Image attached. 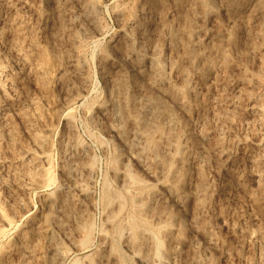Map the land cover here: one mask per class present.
Listing matches in <instances>:
<instances>
[{
	"label": "rangeland",
	"instance_id": "374dc122",
	"mask_svg": "<svg viewBox=\"0 0 264 264\" xmlns=\"http://www.w3.org/2000/svg\"><path fill=\"white\" fill-rule=\"evenodd\" d=\"M146 263L264 264V0H0V264Z\"/></svg>",
	"mask_w": 264,
	"mask_h": 264
},
{
	"label": "bare ground",
	"instance_id": "6f19581e",
	"mask_svg": "<svg viewBox=\"0 0 264 264\" xmlns=\"http://www.w3.org/2000/svg\"><path fill=\"white\" fill-rule=\"evenodd\" d=\"M190 51H188L187 50V52L189 53H191V52H193V50L192 49H189ZM185 94H183V96H184ZM152 98H153V100H152ZM129 101H131V100H129ZM155 101H157L154 97H151L150 96V98H147V102H146V107H147V109L149 110V111H151V112H154L155 114H156V116H155V120L154 121H151L150 123H148L147 122V124H144V125H146V129L147 130H152V131H154V133L152 134V135H150L149 133H148V136H146L145 134H146V132H145V136H146V144H145V146L143 145L142 146V148H141V150H140V161L147 167V168H149L150 167V165H151V163H153V162H155V163H162L161 162V160H157V159H154L152 162H149V160H148V158H146V155H149V153H156L157 154V150L160 148V146H161V143H159L158 142V140H157V138L155 137V133H157L158 135H160V136H164V135H167V137L168 138H173V136L175 135L173 132L171 133L170 132V130H172V128L174 127V125L176 124V121L174 120V119H169V122H167V123H164V122H162L161 120H159L158 118V116L159 115H161V112H160V108H159V102H155ZM161 105V104H160ZM165 113H166V111H165ZM163 115H165L166 116V118H168V117H170V115H168V114H163ZM145 129V130H146ZM168 129V130H167ZM151 132V131H150ZM167 132V133H166ZM173 134V135H172ZM175 137L176 136H174V139H175ZM156 138V139H155ZM159 138V137H158ZM172 140V139H171ZM169 141H170V139H169ZM168 141V142H169ZM184 148L182 147V150H183ZM153 151V152H152ZM158 152H159V150H158ZM149 158H150V156H149ZM156 158V157H155ZM158 158V157H157ZM153 159V158H152ZM174 188V189H173ZM168 189H169V191H170V193L172 194V195H175L176 196V191L177 190H175V187H173V186H170L169 185V187H168ZM177 189V188H176ZM150 209V205L148 204V202H146V204H143V206L139 209V212H142V211H145V210H149ZM156 212V211H155ZM132 235V234H131ZM131 235L129 236V238H128V242L130 243V245H131V247H132V249L133 250H135V251H138L139 249H140V247L143 245V246H145L146 244H147V241H146V239L147 238H144V236L143 237H141V238H135V236H133V235H135V234H133L132 236L133 237H131ZM146 237V236H145ZM157 243L159 244L160 243V241H157ZM157 244V245H158ZM160 245V244H159ZM159 245H158V247H159ZM161 245H162V243H161ZM157 247V248H158ZM160 248V247H159ZM159 250V249H158ZM142 259L144 260V261H150L151 262V260H149V259H147V255L145 254H142ZM149 262V263H150ZM147 264V263H146Z\"/></svg>",
	"mask_w": 264,
	"mask_h": 264
}]
</instances>
